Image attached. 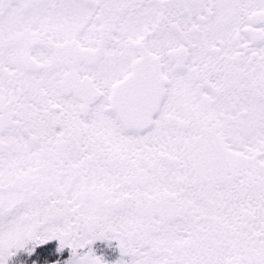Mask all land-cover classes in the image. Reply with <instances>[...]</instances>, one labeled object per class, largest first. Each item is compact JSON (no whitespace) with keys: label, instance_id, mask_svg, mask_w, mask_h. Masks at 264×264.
<instances>
[{"label":"snow or ice","instance_id":"obj_1","mask_svg":"<svg viewBox=\"0 0 264 264\" xmlns=\"http://www.w3.org/2000/svg\"><path fill=\"white\" fill-rule=\"evenodd\" d=\"M0 264H264V0H0Z\"/></svg>","mask_w":264,"mask_h":264}]
</instances>
